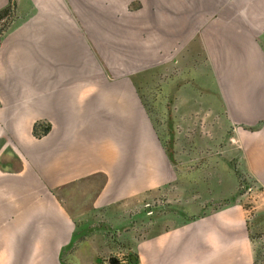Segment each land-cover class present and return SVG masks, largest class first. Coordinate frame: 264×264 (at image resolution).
Returning <instances> with one entry per match:
<instances>
[{
    "label": "crops",
    "instance_id": "0c3cea01",
    "mask_svg": "<svg viewBox=\"0 0 264 264\" xmlns=\"http://www.w3.org/2000/svg\"><path fill=\"white\" fill-rule=\"evenodd\" d=\"M138 1L131 11L130 0H0L11 10L0 31V264H97L82 259L106 249L92 243L102 226L148 207L161 213L130 264H257L242 207L207 209L190 183H174L134 83L163 45L191 36V0ZM198 40L213 105L233 128L230 157L259 189L264 216V0H222ZM36 123L48 133L36 138ZM229 160L222 193L235 187ZM176 193L185 202L172 204ZM165 202L180 209L163 213Z\"/></svg>",
    "mask_w": 264,
    "mask_h": 264
},
{
    "label": "rangeland",
    "instance_id": "374dc122",
    "mask_svg": "<svg viewBox=\"0 0 264 264\" xmlns=\"http://www.w3.org/2000/svg\"><path fill=\"white\" fill-rule=\"evenodd\" d=\"M219 5H222V0H191L190 11L182 14L191 36L176 44L163 45L162 57L157 62H148V67L134 73L133 79L154 131L178 169V180L174 183L182 186L190 183L193 190H188L187 195L193 191L195 203H207V209H217L229 202L242 207L250 235L256 241L254 257L257 264H264V216L256 197L259 189L250 177L241 172V168L237 169L235 154L230 157V153L236 151V143L229 140L233 128L222 109L217 104L213 105L216 102L215 88L198 40L203 19ZM141 7L140 1L130 0L128 9L132 11ZM168 18L169 15L164 13V24L168 23ZM183 103H189L191 109L180 108ZM226 157L238 171L235 187L222 193L220 181L226 175H222V162ZM230 178L228 173L225 179L230 182ZM187 195L176 193L170 201L172 204L182 202ZM172 204L165 202L163 213L180 209L173 208ZM155 212L161 213L149 207L148 211L140 209L135 213L132 208L129 220L122 224L116 222L113 226L110 222L105 223L100 230L104 236L94 238L92 243L100 242L106 249L99 257L86 253L82 260L90 262V255H93L97 264H130L137 242L144 236L147 226L154 224ZM98 224L103 225L101 222Z\"/></svg>",
    "mask_w": 264,
    "mask_h": 264
},
{
    "label": "trees",
    "instance_id": "16d2710c",
    "mask_svg": "<svg viewBox=\"0 0 264 264\" xmlns=\"http://www.w3.org/2000/svg\"><path fill=\"white\" fill-rule=\"evenodd\" d=\"M11 13L10 6L6 7L0 12V31L2 30L1 22L5 20ZM49 131V125H44L42 123H36L33 126V135L36 138L44 136ZM167 150V149H166ZM169 152V151H168Z\"/></svg>",
    "mask_w": 264,
    "mask_h": 264
},
{
    "label": "water",
    "instance_id": "95a60500",
    "mask_svg": "<svg viewBox=\"0 0 264 264\" xmlns=\"http://www.w3.org/2000/svg\"><path fill=\"white\" fill-rule=\"evenodd\" d=\"M13 9H14V7H13V4H12V10H13ZM4 33H5V31L0 32V37H1ZM130 259H131L132 261H135V257H134V256H131Z\"/></svg>",
    "mask_w": 264,
    "mask_h": 264
}]
</instances>
